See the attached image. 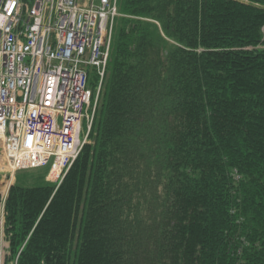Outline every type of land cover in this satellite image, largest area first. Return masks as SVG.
<instances>
[{
    "label": "trees",
    "instance_id": "16d2710c",
    "mask_svg": "<svg viewBox=\"0 0 264 264\" xmlns=\"http://www.w3.org/2000/svg\"><path fill=\"white\" fill-rule=\"evenodd\" d=\"M117 11L76 161L0 196L6 261L264 264V0Z\"/></svg>",
    "mask_w": 264,
    "mask_h": 264
},
{
    "label": "built area",
    "instance_id": "2783aa9c",
    "mask_svg": "<svg viewBox=\"0 0 264 264\" xmlns=\"http://www.w3.org/2000/svg\"><path fill=\"white\" fill-rule=\"evenodd\" d=\"M86 1L0 0V155L11 176L48 168L59 185L87 143L118 13L117 0Z\"/></svg>",
    "mask_w": 264,
    "mask_h": 264
},
{
    "label": "rangeland",
    "instance_id": "374dc122",
    "mask_svg": "<svg viewBox=\"0 0 264 264\" xmlns=\"http://www.w3.org/2000/svg\"><path fill=\"white\" fill-rule=\"evenodd\" d=\"M23 3L25 2L26 4L30 5L31 0H21ZM85 2H87L85 0ZM118 13V11H117ZM120 15L118 13V16L116 18H118ZM264 32V29H263ZM112 40V39H111ZM99 84L97 85L95 91H93L91 88L90 90L92 91L93 95L97 93V88H98ZM47 172H48V168H41L38 170H34V171H23V172H19L14 174L13 176L10 175L4 160L2 159L1 155H0V196L2 198L3 201V205L8 193V190L10 188V186H12L15 182V180L17 179L20 183H22L23 185L27 186V187H37V186H41L44 181L51 183V184H55L54 181L50 180L47 176ZM56 185V184H55ZM3 205L1 206L0 209V264H16V262L14 261H10L7 262L6 258L8 255H6V242H5V238H4V234H3V225H4V221H3ZM6 255V256H5Z\"/></svg>",
    "mask_w": 264,
    "mask_h": 264
},
{
    "label": "bare ground",
    "instance_id": "6f19581e",
    "mask_svg": "<svg viewBox=\"0 0 264 264\" xmlns=\"http://www.w3.org/2000/svg\"><path fill=\"white\" fill-rule=\"evenodd\" d=\"M19 88V87H18Z\"/></svg>",
    "mask_w": 264,
    "mask_h": 264
}]
</instances>
